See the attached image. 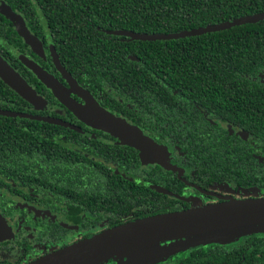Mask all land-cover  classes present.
I'll return each mask as SVG.
<instances>
[{"label":"flooded vegetation","instance_id":"1","mask_svg":"<svg viewBox=\"0 0 264 264\" xmlns=\"http://www.w3.org/2000/svg\"><path fill=\"white\" fill-rule=\"evenodd\" d=\"M41 7L36 2L27 15L20 0H0V56L35 92L31 102L0 77V264H27L146 217L264 196V136L232 104L254 98L250 90H229L232 103L220 112L217 91L201 105V91L161 85L168 73L152 65L138 72V64L71 60ZM28 64L50 74L76 104L64 103ZM257 78L264 83V72ZM88 109L113 127L85 119ZM246 238L147 264H168L199 247H238Z\"/></svg>","mask_w":264,"mask_h":264},{"label":"trees","instance_id":"2","mask_svg":"<svg viewBox=\"0 0 264 264\" xmlns=\"http://www.w3.org/2000/svg\"><path fill=\"white\" fill-rule=\"evenodd\" d=\"M20 2L27 15L34 12L30 7L36 2L42 6L44 24L57 31L54 36L63 41L61 49L69 53L71 60L81 57L91 58L95 62L92 64H138V72L152 65L155 72L168 73L164 79L167 84L161 85L175 90L183 87L192 95L201 91L198 100L201 105L209 106L214 99L213 91H217L220 112L227 111L226 107L232 103L226 98L229 90H250L254 98L249 100L246 96L247 101L242 102L240 97L232 104L239 107V115L247 114L251 131L264 136V83L257 78L264 72V19L168 40H135L112 33L115 29L169 33L207 26L262 12L264 0ZM253 100L257 101L250 102ZM254 106L263 107L257 111ZM246 236L241 246L199 247L168 264H264V232Z\"/></svg>","mask_w":264,"mask_h":264},{"label":"water","instance_id":"3","mask_svg":"<svg viewBox=\"0 0 264 264\" xmlns=\"http://www.w3.org/2000/svg\"><path fill=\"white\" fill-rule=\"evenodd\" d=\"M262 19L264 11L179 32L140 33L118 29L112 33L135 40H168L224 30ZM28 66L61 97L62 88L50 74L34 64ZM0 77L22 97L35 101L33 89L1 56ZM69 81L73 88H77L75 90L81 89L74 80ZM63 95L65 99H61L64 103L76 104L68 93ZM113 123L119 127L120 121L117 119ZM258 232H264V196L246 199L227 197L222 202L114 226L27 264H98L115 257H127L129 261L126 264H147L198 245L223 243Z\"/></svg>","mask_w":264,"mask_h":264},{"label":"rangeland","instance_id":"4","mask_svg":"<svg viewBox=\"0 0 264 264\" xmlns=\"http://www.w3.org/2000/svg\"><path fill=\"white\" fill-rule=\"evenodd\" d=\"M62 95H63V93H62ZM84 117H85V119L87 118V119H89V120H91V121H96V122H98V123H100V124H103V125H105V126H107V127H113V125H111L110 123H109V121L110 122H112L113 120L112 119H110V118H108L107 116H105V117H103V115L102 114H100L99 112H97V111H95V110H92V109H88V111H86V112H84ZM119 120V119H118ZM121 124L124 126V128H126V124H125V121L124 120H121ZM109 125V126H108ZM129 138H133V137H135V135L134 134H128L127 135ZM245 193H247V192H249V191H244ZM249 193H251V192H249ZM253 193H255L256 194V192L255 191H253ZM252 194V193H251ZM240 241V237H238V238H234V239H232V240H228V241H225V242H223V244H232V243H238Z\"/></svg>","mask_w":264,"mask_h":264}]
</instances>
